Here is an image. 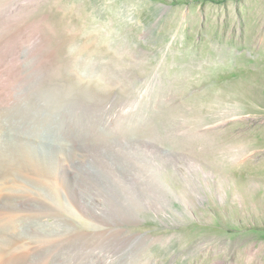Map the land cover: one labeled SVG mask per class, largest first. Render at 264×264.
I'll list each match as a JSON object with an SVG mask.
<instances>
[{
  "label": "rangeland",
  "instance_id": "1",
  "mask_svg": "<svg viewBox=\"0 0 264 264\" xmlns=\"http://www.w3.org/2000/svg\"><path fill=\"white\" fill-rule=\"evenodd\" d=\"M21 28L0 69L11 93L48 70L54 115L2 132L0 169L83 146L105 184L88 177L70 192L17 171L29 184L5 193L0 175V233L20 219L47 264L83 250L102 264H264V0H0V34ZM37 34L52 60L40 71L21 60ZM19 194L29 203L12 199V213L6 196ZM90 197L94 210L74 204Z\"/></svg>",
  "mask_w": 264,
  "mask_h": 264
},
{
  "label": "bare ground",
  "instance_id": "2",
  "mask_svg": "<svg viewBox=\"0 0 264 264\" xmlns=\"http://www.w3.org/2000/svg\"><path fill=\"white\" fill-rule=\"evenodd\" d=\"M22 32H23V30L21 28L19 30L18 35H12V33H9V32L0 34V58L6 57L8 59L10 54H8L7 52L6 53L4 52V50H5L4 47L7 46V48H9L8 45L13 46L12 44H14V43L17 44V42H19V40H20L18 38H20ZM43 43H44V40L41 38L40 35L37 34V37H35V41H33L32 44L29 45L27 47V49H25L24 55L23 56L21 55L22 56L21 60L23 59L25 62L26 60L31 58L35 62V63L33 62V65L36 67V69H38V68L39 69L40 68L41 69L42 68H49L50 67L49 63L52 60H50L49 56H44V53L39 51V50H41ZM22 54H23V52H22ZM12 56H13V54H12ZM9 59H11V57ZM13 59L14 58L12 57V60ZM9 61H11V60H9ZM5 63H7V62H5ZM0 64H1V62H0ZM48 65H49V67H48ZM5 66H6V64H5ZM12 67H13V64H12ZM9 68H10V66H9ZM4 70L0 69V134H2V132H4L7 129H14L12 126L13 125L16 126V124L18 126V123H20V122H23L24 125H26L27 123L29 124L31 121H35V122L37 121V123L39 121H41L42 123H44L43 121L48 120L49 118L53 117V115H54L53 114L54 113L53 112L54 111L53 104L54 103L53 104L49 103V101L47 100L48 98L46 99L45 95L43 94V88H42L43 87L42 82L44 81V80L42 81L43 76H44V74H47L44 72H46L48 70L44 71L43 72L44 74L43 73L41 74L40 72H36V74H37L36 79H38V76L39 77L42 76V78L37 80L36 81L37 83H34L37 86L36 85L34 86V88L32 89L33 91H30L31 88L29 87L30 89H28L27 88L28 86H27L26 88L30 92H28L27 90H25V92H19V90L24 91L23 88H25V87H22L21 89H19V87H18V89L15 87L16 90H14L15 92H13V93H11V92L13 91L14 88H12V90H11V87L9 86V84L7 82L10 79V78L8 79V77H7V75L9 76V74L7 73L6 70H5L6 72ZM34 77H35V75H34ZM45 77H47V76H45ZM45 80H47V79H45ZM31 87H33V85ZM6 117H16V119L10 120V122H6V119H5ZM31 125H32V123H31ZM26 126H28V125H26ZM33 130H32V132H33ZM27 138L30 141H32L33 143L39 142L41 140L40 136L37 134H29V136H27ZM54 155H55L56 160H51L50 159L51 155L48 154V152L46 150L28 151V152H25L23 154L18 155L17 156L18 159L14 158L17 160L16 164H8L4 168L0 169V175L3 177V182L5 184H7L4 192L6 193L10 189L9 184H11L12 187L13 186L18 187V185L20 186L19 183H22V185L23 184L27 185L29 183H25V182H29L31 180H37L40 182H50L52 185H54V186L58 185L62 189L69 190L70 192L76 190L79 182L83 179L88 178V177H96V178H98V180L101 183L105 184V182H104L105 178L101 177L102 175L100 176L99 175L100 173H98V171L96 169H94L93 167H91L89 165L83 164L85 158L92 157V153H90L89 149H86L85 147L80 146L78 148V151L75 153L74 158H71L70 156H68L66 154H62V153H55ZM94 158H95V156L92 157L91 160L93 161ZM8 162L10 163V161H8ZM75 166H79V168L76 170L74 168ZM17 171L24 174L26 180H27V178L30 180L29 181L25 180V182H23V180H21L19 177V176H21V174L20 175L17 174L16 173ZM119 171H121V170H119ZM16 174L19 176H16ZM72 176L75 177L73 188H71L70 183H69L71 181L70 178ZM21 186L19 187L20 189L23 188ZM9 192H10V190H9ZM19 195H21V194H19ZM105 196H106L105 197L106 199H109L113 202L117 203V201H118V199L114 195H111L110 193L106 194ZM17 197H19V198H17ZM17 197L13 198V196L12 197L6 196V198L8 200H11V202H12L11 203L10 201H8L11 203L9 209H11L10 212H12V213L14 212L12 210V207L18 211L21 210V204H15L14 201H12V199H16V200L20 199L23 204L29 203V201H28L29 197L28 196H26V197L23 196L24 198H22V195L17 196ZM142 199L147 203L146 199H144V198H142ZM2 200L4 202H6L5 199L0 198V209H1V205H2ZM88 200H89V202H82L81 199H77V198L73 199L76 207L78 209H80V211H82V212H86V211H88V209H91V208L94 210V207L98 204L97 200L94 199L93 197H90V199H88ZM8 205H9V203H8ZM6 207H5V209H6ZM103 213H100V211L99 212L96 211L95 214L97 216L95 215V218L96 217H100L101 219L104 218L105 215ZM8 214H9V212H8ZM17 214H19V213H17ZM110 214L112 215V213H110ZM20 215L21 214H19L18 218H20ZM114 217H116V216L115 215L110 216V218H111L110 221L115 220ZM143 217L134 216L130 219H131L132 223H134V221H138V222L142 221L144 219ZM19 221H20V219H17L16 223L18 224ZM102 221H104V220H102ZM17 224H16V226H17L16 228H14L10 231H7L4 234L1 232L2 235H0V264H12L13 262H15V263L17 262L16 264H18V263H21V264H47L39 258L40 248L38 246H36L33 243V241L28 242L29 232L27 233L24 228L18 227ZM106 224H107V222H106ZM111 224H114V223L112 222ZM111 232H112V230L109 233L107 232V235H111ZM112 233H115V232H112ZM3 236L5 238H7V236L8 237L11 236L10 239H13V240L9 243V241H10V239H9V241L6 242L7 244H5V242L2 241V240H4ZM140 236H142V235H140ZM140 236H139V238H140ZM144 236H146V234H144ZM11 254H12V257L10 260ZM33 255H36V258L38 259L37 262H35L34 259H31V257ZM69 257L71 258L70 260L66 259L67 257L64 256V260H65V262L66 261L70 262V264H87L88 262H90L92 264H102L103 263V255L101 252L98 253V251L83 250V252H81V253L78 252L77 254H75L73 256H69ZM60 264H66V263L63 262Z\"/></svg>",
  "mask_w": 264,
  "mask_h": 264
}]
</instances>
